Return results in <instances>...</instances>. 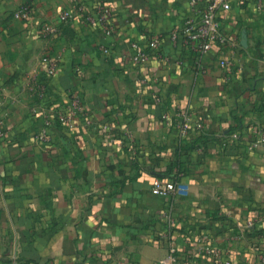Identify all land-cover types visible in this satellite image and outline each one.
Returning a JSON list of instances; mask_svg holds the SVG:
<instances>
[{"label":"crops","instance_id":"1","mask_svg":"<svg viewBox=\"0 0 264 264\" xmlns=\"http://www.w3.org/2000/svg\"><path fill=\"white\" fill-rule=\"evenodd\" d=\"M207 1L0 0V264H264V6L219 9L237 46L202 53L184 40ZM74 94L86 113L62 120Z\"/></svg>","mask_w":264,"mask_h":264},{"label":"built area","instance_id":"2","mask_svg":"<svg viewBox=\"0 0 264 264\" xmlns=\"http://www.w3.org/2000/svg\"><path fill=\"white\" fill-rule=\"evenodd\" d=\"M235 1L243 3H255L261 8L264 6V0H220L219 5L216 3L215 0H208L203 8L198 9L199 20L197 24L190 25L185 30V34L187 37L184 41L189 45L191 44L193 48L202 53H212L215 51H220L221 46L226 45L230 46L231 48H235L237 46L236 41H228L226 36L223 34L222 23L218 15L219 9L231 10ZM30 15V5L22 6L15 12V16L22 19H27L30 17ZM58 16L59 19L64 23L73 17V11L69 9H62L59 11ZM107 16L108 12L103 11L102 9H98L94 15H88V19L93 21L97 19V17H99V20L106 24ZM38 28L40 35L44 36L45 38L58 37L61 35L62 32L59 26L49 23L47 21L38 24ZM106 28L107 31L110 33V31L108 30V25L106 26ZM178 36V31H175L172 34L171 38L173 40H177L179 38ZM161 43V34H154L150 38L146 46H141L138 43H134L133 46L135 52L132 55V60L136 63L145 62L151 56L152 52L160 46ZM221 65L226 71L224 78L228 81L232 69V62L227 58H223L221 60ZM45 67L49 73L55 72L56 67H53L52 65L48 64L45 65ZM36 87L39 96L41 98H45L48 92L46 83L38 81L36 82ZM4 107V102L0 101V138L6 136L7 134V128L5 126L6 111ZM85 113L86 112L84 109L82 98L78 94H74L71 96L70 104L69 106H67L66 109H58L54 111V114H56L62 120H69L76 115H84ZM254 144L256 146L264 148V129H258L255 131ZM153 189L159 194L166 195L174 193L185 194L187 192V186L181 181L176 179L164 180L159 177L154 180ZM198 241L208 242L205 237H201L200 239H198ZM206 249L207 252L211 254L218 253V250L215 247H209L208 244ZM259 259L262 263H264V254H260ZM223 264H232V260L226 258Z\"/></svg>","mask_w":264,"mask_h":264}]
</instances>
